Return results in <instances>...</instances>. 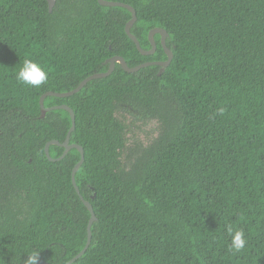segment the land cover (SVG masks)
Instances as JSON below:
<instances>
[{"label": "trees", "instance_id": "trees-1", "mask_svg": "<svg viewBox=\"0 0 264 264\" xmlns=\"http://www.w3.org/2000/svg\"><path fill=\"white\" fill-rule=\"evenodd\" d=\"M0 0V264H264V0ZM25 59L49 74L16 75ZM223 109V114L220 113ZM62 156V157H61ZM61 157V158H60ZM60 158V159H59ZM82 196V198L80 197ZM247 244L229 250L227 231Z\"/></svg>", "mask_w": 264, "mask_h": 264}, {"label": "water", "instance_id": "water-1", "mask_svg": "<svg viewBox=\"0 0 264 264\" xmlns=\"http://www.w3.org/2000/svg\"><path fill=\"white\" fill-rule=\"evenodd\" d=\"M47 2H48L49 11L52 12L53 7H54V4H55V0H47ZM98 3L101 4V5H105V6H122V7L127 8L131 12L132 18L126 24L125 31L128 34V36L135 42L136 46L140 49L137 38L130 32V27H131L132 23L136 19V12H135V10L131 6H129L128 4L123 3V2H118V1L98 0ZM154 33H159L160 36H161V44L165 48V50L167 52V55H168V59L167 60H165V61H159V62L143 63L141 65H138V66H135V67L130 68V67H128L126 65V63L123 60V58H121L119 56H114V57H112L110 59V67H109V69L106 72H100V73L92 74V75L86 77L85 79H83L79 83V85H77V87H75L74 89H72L70 91H66V92H47L46 94L42 95L41 98H40V109H41L40 116L41 117H44L45 114L48 111L53 110V109H65L70 114V117H71V126L68 129V131H67L66 138H65L64 142H62L60 144L57 141H52V142L47 143V145L45 146V152H46V155L49 156L48 155V145L50 143L57 144V145H60V146L64 147L65 148V153L70 148H72V147H76L81 152V159L75 165V167L72 170V174H71L72 184H73V186H74V188H75V190H76V192L78 194H80V191H79V187L77 186L76 181H75V172L77 171L78 167L83 162V154H82L83 153V150H82V148L80 146H78L76 144H69L70 134H71V132L75 128V117H74V113H73L72 109L69 108L66 105H54V106H50V107H45L44 104H43V100H44L45 96H48V95H50V96H56V97H66V96H70V95H72L74 93L79 92L86 85V83L88 81H90L91 79L99 78V77H104V76H107L108 74H110V72L114 68V65H115L116 62H119L124 67V69L126 71H128V72L136 71L139 68H141L143 66H148V65H150L152 63L153 64H158V65L161 66V69L158 72V74L160 75L161 72L163 71L164 67H167L169 65V63L171 62V58H172V52L165 47V38H166V35H167L166 31L163 28H154V29H152L149 32V38H150L151 43H152V48L149 51H144L142 49H140V50L143 53H151V52H153L155 50L156 44H155V42L153 40V34ZM80 197L82 198L81 195H80ZM84 203H85L86 207L89 209V211L91 213V217H90V220H89V223H88V239H87V242L84 245V247L76 255H74L71 259H69L65 264H72L75 260H77L78 258H80L85 253V251L87 250V248L89 246L90 237H91L90 227H91L92 221L95 219V215H94V212H93V209H92V206L90 205V203H88L87 201H84ZM38 264H46V263L38 262Z\"/></svg>", "mask_w": 264, "mask_h": 264}, {"label": "clouds", "instance_id": "clouds-1", "mask_svg": "<svg viewBox=\"0 0 264 264\" xmlns=\"http://www.w3.org/2000/svg\"><path fill=\"white\" fill-rule=\"evenodd\" d=\"M16 79L25 86L39 89L41 86L47 84L49 74L39 63L31 59H25L17 72ZM220 113L223 114V109H220ZM227 231L231 235L229 250L233 252L243 250L247 244L244 231H234L231 226L228 227ZM25 264H38V254L28 256Z\"/></svg>", "mask_w": 264, "mask_h": 264}]
</instances>
